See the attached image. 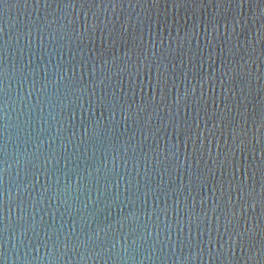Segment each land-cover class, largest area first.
<instances>
[{
	"label": "water",
	"instance_id": "water-1",
	"mask_svg": "<svg viewBox=\"0 0 264 264\" xmlns=\"http://www.w3.org/2000/svg\"><path fill=\"white\" fill-rule=\"evenodd\" d=\"M9 253L264 264V0H0Z\"/></svg>",
	"mask_w": 264,
	"mask_h": 264
},
{
	"label": "clouds",
	"instance_id": "clouds-1",
	"mask_svg": "<svg viewBox=\"0 0 264 264\" xmlns=\"http://www.w3.org/2000/svg\"><path fill=\"white\" fill-rule=\"evenodd\" d=\"M47 256V254H45ZM45 256L39 257V259L43 260ZM3 264H15V262L12 260L11 253L7 257L4 258ZM24 264H28V262L25 260Z\"/></svg>",
	"mask_w": 264,
	"mask_h": 264
}]
</instances>
